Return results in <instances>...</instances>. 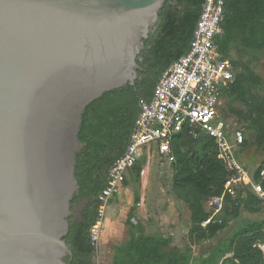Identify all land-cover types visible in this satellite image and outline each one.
I'll return each mask as SVG.
<instances>
[{
  "label": "water",
  "instance_id": "water-1",
  "mask_svg": "<svg viewBox=\"0 0 264 264\" xmlns=\"http://www.w3.org/2000/svg\"><path fill=\"white\" fill-rule=\"evenodd\" d=\"M167 0H0V264H66L87 107L135 85Z\"/></svg>",
  "mask_w": 264,
  "mask_h": 264
},
{
  "label": "trees",
  "instance_id": "trees-1",
  "mask_svg": "<svg viewBox=\"0 0 264 264\" xmlns=\"http://www.w3.org/2000/svg\"><path fill=\"white\" fill-rule=\"evenodd\" d=\"M206 0H167L160 12L157 30L145 41L139 65V79L105 93L91 103L84 114L79 139L84 147L77 155L76 178L80 190L71 202L70 231L65 238L73 252L66 264H99L98 249L92 246V228L99 224L100 195L108 186L113 165L126 152L142 106L151 102L162 76L191 48ZM223 33L216 38L217 50L233 70V80L221 89V96L243 109H232V115L248 132L255 145L264 152V79L253 68L264 58V0H225ZM245 140L241 147L249 146ZM175 195L191 212L189 240L200 245L218 239L240 218L242 211L260 214L262 205L249 188L236 197L225 199L223 216L206 227L209 218L207 201L220 196L230 172L217 160L216 143L210 136L199 133L193 137L187 131L176 135L172 143ZM145 157L130 171L131 180L141 183ZM264 162L253 173L256 182L264 186ZM125 185L128 181L124 182ZM140 202L139 191L135 204ZM135 209L127 225L128 240L113 248L112 264H191L195 259L192 247L179 249L171 237L147 235L141 222L134 223ZM264 220L241 227L223 240L199 264H264L263 253L254 245L263 239Z\"/></svg>",
  "mask_w": 264,
  "mask_h": 264
},
{
  "label": "built area",
  "instance_id": "built-area-1",
  "mask_svg": "<svg viewBox=\"0 0 264 264\" xmlns=\"http://www.w3.org/2000/svg\"><path fill=\"white\" fill-rule=\"evenodd\" d=\"M224 6L225 0H206L189 52L162 76L151 102L142 106L129 146L111 168L108 186L100 195L99 224L91 230L95 249L99 248L105 209L119 193L144 151L155 149L160 158L173 163V140L184 131L193 137L204 133L213 138L217 160L230 172L223 193L207 201L210 217L202 224L203 227L214 221L215 215L223 210L226 197H236L245 188L250 189L264 208V186L261 181H255L237 158V150L246 140L245 132L236 129L230 138L220 110L221 89L233 80L232 66L222 59L216 44V38L223 33ZM260 177L264 178V171ZM262 233L263 239L254 247L264 256V229ZM228 257L229 254L225 258ZM225 258L218 264H223Z\"/></svg>",
  "mask_w": 264,
  "mask_h": 264
},
{
  "label": "crops",
  "instance_id": "crops-1",
  "mask_svg": "<svg viewBox=\"0 0 264 264\" xmlns=\"http://www.w3.org/2000/svg\"><path fill=\"white\" fill-rule=\"evenodd\" d=\"M235 108L243 109V107H236L235 103L232 104L228 97L221 96L220 110L224 119L226 120L227 133L230 138L233 137V133L236 130V127L238 126V124H240L231 112V110ZM237 129L244 130L246 140L249 141L250 144L247 147L238 148V161L250 174L253 175L256 169L264 161L259 160L254 165H247L244 159L241 158V155L239 156V153L242 154L244 150H247L246 154L249 157H252L255 154H261L264 152L258 146L255 145V138L253 137L252 133L248 132L244 127H240ZM249 136L251 137V139L249 138ZM260 150L261 152L259 153L258 151ZM146 151L148 152V150ZM152 152L156 154L152 156ZM145 159L146 164L144 165L143 172L141 174L143 178L141 179V183L138 184V189L135 190L134 187L131 185L130 173L128 174L126 179V181H128V184H123L120 189L122 191H128V194L125 195L127 200L129 199L128 197L131 196L129 204L130 207L128 206L131 209L128 213V218L132 210L137 209L135 206V197L136 193L139 191L140 202L137 206L139 207L140 216L136 217L134 214V223L141 222L142 225L145 227L147 235L159 234L165 237H171L173 239L174 246L178 247L179 249H185L188 246L192 247L195 259L191 261V264H199L200 260L204 259L205 257L209 256L212 252H214L216 248H218L220 243L223 242L224 239L230 237L241 227H244L252 222L264 220L263 207H261L262 211L260 214H251L246 211H242V216L230 222L229 227L224 232H222L218 239L196 246L192 245L189 240V232L191 228V212L187 204L183 200L179 199L173 191L175 173L172 165L173 163H169L166 159L160 158L155 149L149 151L148 159L146 158V156ZM153 161L154 163H152ZM153 166L157 167L156 173H154L153 171ZM166 171L168 172V176L163 177V174H165ZM152 174L154 176V179L156 180L157 185L154 188L152 196H150L152 186ZM115 197L118 203H116L115 207H108V218L103 223V233L101 234L97 254V262H99V264H112L114 256L113 248L115 246L121 245L122 243L128 240L129 228L127 222L125 225V229L124 227H119L116 224V221H114L117 211L119 212L127 203V201L124 202L123 199L120 198V191ZM148 204L150 205L151 210H149ZM207 210L209 211L208 206ZM223 214L224 212L223 210H221L215 215L214 220L216 218H221Z\"/></svg>",
  "mask_w": 264,
  "mask_h": 264
},
{
  "label": "rangeland",
  "instance_id": "rangeland-1",
  "mask_svg": "<svg viewBox=\"0 0 264 264\" xmlns=\"http://www.w3.org/2000/svg\"><path fill=\"white\" fill-rule=\"evenodd\" d=\"M253 68L255 69V71L264 79V58L261 60V62L260 63H256V64H254V66H253ZM235 106L236 107H243L241 104H239V103H235ZM237 125V124H236ZM235 127V126H234ZM242 128V125L241 124H238V126L236 127V129L237 128ZM249 138L251 139V137L249 136ZM255 147V146H254ZM248 149V148H247ZM246 151L247 150H244L243 151V153L241 154V153H239V156L241 155V158L242 159H244V161H245V163L248 165H250V164H252V165H254L257 161H259V160H261V161H264V153H261V154H255V155H253L252 157H249L247 154H246ZM259 153L261 152V150L260 151H258ZM152 154V156H154L156 153H151ZM146 156V158L148 159V152L147 151H145L144 153H143V157H145ZM142 157V158H143ZM152 163H154V161L152 162ZM153 171H154V173H156V171H157V167L156 166H153ZM164 172V171H163ZM167 172V171H166ZM165 172V174H163V177H167L168 176V172L166 173ZM145 175V174H144ZM143 177H142V175H141V179H142ZM130 180V179H129ZM130 183H131V185L134 187V189L136 190V189H138V184H136V183H134V182H132L131 180H130ZM152 186H151V192H150V196H152V194H153V191H154V188H155V186L157 185L156 184V180L154 179V176H153V174H152V184H151ZM128 194V191H126V190H124V191H122V190H120V198L121 199H123V201L124 202H126L127 201V203L123 206V208L118 212L117 211V214H116V217L114 218V221H116V224L119 226V227H124L125 229H126V222L128 221V213H129V211H130V209L131 208H129L130 206H129V204H130V199H131V196H129L128 198V200L126 199V196L125 195H127ZM116 203H118V201L116 200V197L115 198H113L112 200H110V202H109V204L107 205V208L105 209V212H104V215H103V223L105 222V220L108 218V213H107V210H108V207L110 206H114L115 207V205H116ZM133 205V204H132ZM132 205H131V207H132ZM129 206V207H128ZM135 206H136V210H135V216L136 217H139L140 216V211H139V207L135 204ZM148 207H149V210H151V207H150V205L148 204ZM102 230H103V225H102ZM102 233H103V231H102ZM101 233V234H102ZM99 263V262H98ZM101 264V263H100Z\"/></svg>",
  "mask_w": 264,
  "mask_h": 264
}]
</instances>
